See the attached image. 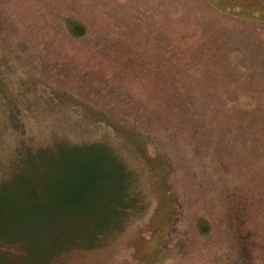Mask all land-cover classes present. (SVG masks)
I'll list each match as a JSON object with an SVG mask.
<instances>
[{
  "label": "rangeland",
  "instance_id": "obj_1",
  "mask_svg": "<svg viewBox=\"0 0 264 264\" xmlns=\"http://www.w3.org/2000/svg\"><path fill=\"white\" fill-rule=\"evenodd\" d=\"M93 143L136 200L51 264H264V0H0V264L95 235L28 200Z\"/></svg>",
  "mask_w": 264,
  "mask_h": 264
},
{
  "label": "trees",
  "instance_id": "obj_2",
  "mask_svg": "<svg viewBox=\"0 0 264 264\" xmlns=\"http://www.w3.org/2000/svg\"><path fill=\"white\" fill-rule=\"evenodd\" d=\"M73 32L76 35L82 34L80 29H75ZM60 156L62 158V178L57 183L53 182L52 185L56 189L51 193V197L43 198L34 192L29 194V201L42 206L41 209L33 208L35 218L38 219L37 223L47 222L46 224L50 227L58 221L57 217L67 219L68 222H72L74 218L79 219V217L94 220L98 209L105 210L110 215L102 221L103 224L99 223L101 227L95 230V235L84 236L82 232L69 233L66 241L60 239V247L46 246L44 264H51L52 254L64 246L76 244L79 241L94 244L99 236L120 226L129 207L136 200L129 190L132 182L130 171L107 146L95 143L89 145L64 144ZM113 198L118 201L116 209L112 206ZM110 199L111 204H109ZM97 201L103 203L99 208H97Z\"/></svg>",
  "mask_w": 264,
  "mask_h": 264
}]
</instances>
